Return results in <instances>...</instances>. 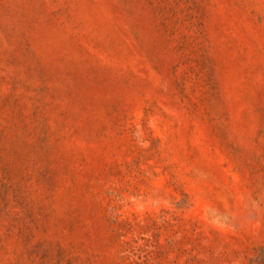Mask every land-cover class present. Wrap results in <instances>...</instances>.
<instances>
[{
    "label": "rangeland",
    "instance_id": "obj_1",
    "mask_svg": "<svg viewBox=\"0 0 264 264\" xmlns=\"http://www.w3.org/2000/svg\"><path fill=\"white\" fill-rule=\"evenodd\" d=\"M0 264H264V0H0Z\"/></svg>",
    "mask_w": 264,
    "mask_h": 264
}]
</instances>
